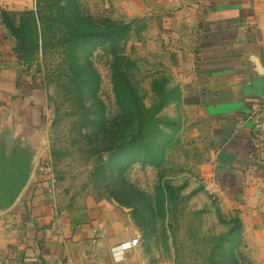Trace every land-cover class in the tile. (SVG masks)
Returning <instances> with one entry per match:
<instances>
[{
	"label": "rangeland",
	"instance_id": "obj_1",
	"mask_svg": "<svg viewBox=\"0 0 264 264\" xmlns=\"http://www.w3.org/2000/svg\"><path fill=\"white\" fill-rule=\"evenodd\" d=\"M41 6L50 45L32 62L15 61L0 28V83L2 71L12 70L17 90L0 108V133L31 138L52 161L54 191L65 201L91 197L125 209L141 264H264V252L246 244L239 214L223 210L203 175L206 151L167 29L149 17L126 21L104 0ZM4 10L16 21L24 11ZM126 23V38L92 52L57 43L70 27L96 34ZM143 125L145 143L138 140Z\"/></svg>",
	"mask_w": 264,
	"mask_h": 264
},
{
	"label": "crops",
	"instance_id": "obj_2",
	"mask_svg": "<svg viewBox=\"0 0 264 264\" xmlns=\"http://www.w3.org/2000/svg\"><path fill=\"white\" fill-rule=\"evenodd\" d=\"M104 1L126 21L149 17L167 29L185 102L206 151L203 175L223 210L239 214L246 244L264 252V141L252 142L248 120L264 101V0ZM34 4L0 0L9 11ZM11 71H2L1 112L17 91ZM19 133H0L6 152L17 145L33 152L26 188L0 212V264H141L139 247L127 245L138 237L127 211L105 200L67 202L52 194L37 173L46 155Z\"/></svg>",
	"mask_w": 264,
	"mask_h": 264
},
{
	"label": "trees",
	"instance_id": "obj_3",
	"mask_svg": "<svg viewBox=\"0 0 264 264\" xmlns=\"http://www.w3.org/2000/svg\"><path fill=\"white\" fill-rule=\"evenodd\" d=\"M45 17L41 0L36 1V10L27 9L21 12L18 21L14 19V14L0 8V28L4 29L5 37L11 44L13 58L19 64L32 62L40 53L44 54L50 45V42L45 38L46 30H48ZM69 29L68 37L59 39L57 43L65 45V48L71 52L81 47L92 52L105 41L115 44L126 38L130 31V23L115 24L111 29L107 27L96 34L88 28L80 30L70 27ZM147 137L148 133L143 125L140 127L138 140L145 143Z\"/></svg>",
	"mask_w": 264,
	"mask_h": 264
},
{
	"label": "water",
	"instance_id": "obj_4",
	"mask_svg": "<svg viewBox=\"0 0 264 264\" xmlns=\"http://www.w3.org/2000/svg\"><path fill=\"white\" fill-rule=\"evenodd\" d=\"M33 152L15 146L9 153L6 144L0 141V211L10 209L23 190L31 175Z\"/></svg>",
	"mask_w": 264,
	"mask_h": 264
},
{
	"label": "built area",
	"instance_id": "obj_5",
	"mask_svg": "<svg viewBox=\"0 0 264 264\" xmlns=\"http://www.w3.org/2000/svg\"><path fill=\"white\" fill-rule=\"evenodd\" d=\"M248 120L250 121L252 127V142L255 145H260L264 141V101L257 105L250 113ZM39 172L44 177L46 176L50 191L54 193L55 175L53 163L50 159L44 161V163L39 167ZM140 244V238L134 237L130 243L127 245L130 247H137Z\"/></svg>",
	"mask_w": 264,
	"mask_h": 264
}]
</instances>
